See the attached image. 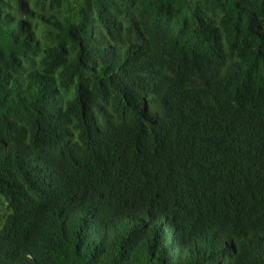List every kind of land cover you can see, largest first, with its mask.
<instances>
[{"label":"trees","instance_id":"obj_1","mask_svg":"<svg viewBox=\"0 0 264 264\" xmlns=\"http://www.w3.org/2000/svg\"><path fill=\"white\" fill-rule=\"evenodd\" d=\"M0 199V264H264V0H0Z\"/></svg>","mask_w":264,"mask_h":264},{"label":"rangeland","instance_id":"obj_2","mask_svg":"<svg viewBox=\"0 0 264 264\" xmlns=\"http://www.w3.org/2000/svg\"><path fill=\"white\" fill-rule=\"evenodd\" d=\"M0 200L2 201V199H0ZM1 206H2V207H4V206H5V203H4V202H3V203H1Z\"/></svg>","mask_w":264,"mask_h":264}]
</instances>
